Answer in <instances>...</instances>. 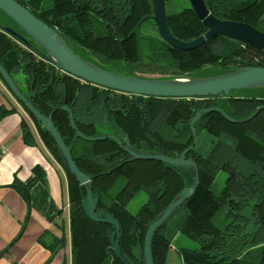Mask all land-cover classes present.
I'll list each match as a JSON object with an SVG mask.
<instances>
[{
  "label": "trees",
  "instance_id": "1",
  "mask_svg": "<svg viewBox=\"0 0 264 264\" xmlns=\"http://www.w3.org/2000/svg\"><path fill=\"white\" fill-rule=\"evenodd\" d=\"M14 1L56 30L74 53L116 74L135 77L137 71L147 69L162 74L160 79L183 75L211 78L227 74L226 69L233 66L264 68L262 52L224 37L211 39L188 52L171 48L158 34L139 37V28L144 22L151 21L150 0ZM164 2L167 24L174 37L188 42L207 31L191 10L188 0H183L184 7L173 14L167 0ZM204 3L215 18L245 23L264 33V0H204ZM0 15L8 22L1 12ZM2 26L9 25L0 19V64L20 91L31 99L33 107L44 116H52V123L70 148L77 168L92 177V194L99 196L96 212L107 211L119 223L120 248L132 264H144V238L150 222L184 188L191 187L194 178L187 170L163 163L132 161L110 139L86 141L76 138V131L87 138L113 135L104 123L105 98H108L111 110L119 111L112 114L113 122L140 154L156 152L154 144L144 137L141 129V107L149 137L169 158H179L192 146L194 137L190 122L197 111L218 108L237 121L230 123L220 112L211 111L194 124L197 143L186 159L194 161L198 168L199 186L179 210L178 214H184L179 226L172 228L167 223L154 234V264H167L168 251L177 234L197 245L196 249L180 247L176 250L180 264H264V169L242 168L251 161L264 160V111L252 120L242 122L264 105V95L237 97L229 94L189 100L146 98L141 106L133 96L115 94L60 71L55 72L50 82L48 64L7 36L1 30ZM10 27L19 30L11 21ZM168 72L171 75H167ZM0 82L4 85L1 78ZM19 106L31 123L21 119L23 143L30 147L36 145L33 126L39 140L64 173L71 264H121L111 250L113 228L86 217L81 207L85 190L64 170L52 137L22 105ZM62 107L69 108L76 131L70 127L69 114ZM16 112L15 107L0 106V121ZM199 133L209 138L203 148H197ZM229 163L235 164L236 169L223 168ZM220 172L227 176L222 189L215 194L212 185ZM120 179L123 183L116 187ZM38 182H44V172L35 166L30 181L14 182L11 187L28 204L29 191ZM138 192H144L147 200L137 213L132 214L127 210V204ZM220 213L228 220L223 228L215 224ZM64 244L63 237L53 238L49 248L55 251Z\"/></svg>",
  "mask_w": 264,
  "mask_h": 264
},
{
  "label": "water",
  "instance_id": "2",
  "mask_svg": "<svg viewBox=\"0 0 264 264\" xmlns=\"http://www.w3.org/2000/svg\"><path fill=\"white\" fill-rule=\"evenodd\" d=\"M152 16L150 19L156 27L159 38L168 46L182 52L196 50L206 44L209 40L224 37L245 44L264 54V33L239 22L224 21L210 14L204 0H188L191 10L196 18L205 26L207 31L191 41L185 42L174 37L168 27L164 0H150ZM0 12L8 18L25 36L16 32L10 26H2L1 30L15 39L22 46L34 53L40 60L48 64L51 80L53 81L56 71L68 74L83 83L90 84L111 92L130 95L135 98L141 106L146 98L161 99H202L207 97L229 96L231 92L241 90H252L264 88V68L261 67H229L227 74L211 78L183 77L177 79H146L139 77L124 76L106 71L86 60L66 45L56 30L37 19L26 8L14 0H0ZM31 41V42H30ZM0 78L8 92L15 100L29 112L31 116L52 137L60 156L64 170L73 176L86 197L82 200L81 207L86 217L95 223L111 226L113 237L111 250L121 264H132L122 253L120 248V225L116 219L107 211L97 213L99 196L92 194V177L83 174L74 163L70 148L62 140L50 116H44L31 103L0 64ZM105 117L104 123L113 135L99 138H87L76 131L72 114L68 107L61 109L69 114L70 127L76 131L75 137L86 141H101L110 139L121 147L132 161H155L165 165L181 168L189 171L194 178V183L189 188H184L170 203V205L157 215L148 225L143 247V263L154 264L152 256V240L156 231L163 225L175 219L183 204L191 199L199 186L198 168L194 161L186 159V155L193 150L197 143L194 124L199 118L208 112L217 111L230 123L237 121L230 119L218 108L197 111L190 122V130L193 133L194 142L186 149L179 158L166 157L160 146L154 143L148 135L144 110L141 107L140 116L142 121V132L144 137L154 144L156 152L148 154L138 153L130 145L127 135L113 122L111 116L119 111H113L108 105V98L104 99ZM264 107H259L247 120H252Z\"/></svg>",
  "mask_w": 264,
  "mask_h": 264
},
{
  "label": "crops",
  "instance_id": "3",
  "mask_svg": "<svg viewBox=\"0 0 264 264\" xmlns=\"http://www.w3.org/2000/svg\"><path fill=\"white\" fill-rule=\"evenodd\" d=\"M0 106L17 110L0 121V264H71L68 193L63 170L35 131L36 145L23 143L20 122L28 118L1 82ZM35 166L44 172V182L30 189L27 204L11 186L14 182L30 181ZM61 237L64 246L52 251V239Z\"/></svg>",
  "mask_w": 264,
  "mask_h": 264
},
{
  "label": "rangeland",
  "instance_id": "4",
  "mask_svg": "<svg viewBox=\"0 0 264 264\" xmlns=\"http://www.w3.org/2000/svg\"><path fill=\"white\" fill-rule=\"evenodd\" d=\"M166 4H167L169 10L171 11L170 13L180 12L181 9L184 7L183 6V0H171V1L169 0V2L167 0ZM0 19L5 21L4 17H2L1 15H0ZM152 23L153 22L151 20L148 22L146 21L142 24V26L138 30L139 37L144 38V37L149 36V35H154V36L157 35L156 27H154L155 25H153L154 23L153 24ZM136 74H137V76H135V77L146 78V79H160L161 77H163L162 74L152 73V72H149L147 69H141L140 71H137ZM167 75H171V73L168 72ZM183 77H191V76H188V75L175 76L172 79L183 78ZM19 83L21 84V81ZM113 93L119 94L116 92H113ZM231 94H233L234 96H237V97H243V96L244 97H258V96L264 95V88L234 91V92H231ZM11 98L14 100V102H16V105H17L16 107L21 109V107L19 106V103L15 100V98L12 95H11ZM21 110L23 112V109H21ZM24 114L27 117L26 113H24ZM26 120H27V122H29L28 119H26ZM31 128H32V132L34 133V131H35L34 127L31 126ZM207 139H209V138L206 134L199 133L197 148L198 147L203 148L204 143ZM226 176H227V174L223 173V172L218 173V175L216 176V178L214 180V184L212 185V191L215 194H218L220 192V190L222 189ZM122 181H123V179H120L118 181V183L116 184V187L120 186L121 183H123ZM115 188H114V190H115ZM146 200H147V195L144 192H138L134 196V198L128 202L127 210L132 214L137 213V211L146 202ZM183 218H184V214L181 212L180 214L177 215V217L175 219H173L172 221L169 222L170 226L172 228H177L179 226V224L181 223V221L183 220ZM227 222H228V220L225 218V215L222 213H220L218 215V217H216V219H215V224L217 225V227H220V228H223ZM172 247L173 248H170V250L168 251L167 264H180L179 256L177 255V251H176L178 248L185 247V248H189V249H196L197 245H196V243L186 239L181 234H177L173 240Z\"/></svg>",
  "mask_w": 264,
  "mask_h": 264
},
{
  "label": "flooded vegetation",
  "instance_id": "5",
  "mask_svg": "<svg viewBox=\"0 0 264 264\" xmlns=\"http://www.w3.org/2000/svg\"><path fill=\"white\" fill-rule=\"evenodd\" d=\"M8 22H6V19L5 21H3L4 23L8 24L10 26V20L7 18ZM16 32H18L19 34H21V31L20 30H16L14 29ZM7 35V34H6ZM22 35V34H21ZM8 36V35H7ZM10 37V36H9ZM31 42V41H30ZM234 67V66H233ZM260 107H264V105L260 106ZM236 165L235 164H226L223 168H226L228 170H231V169H236L235 167ZM242 168H247V169H251V170H255V169H259V170H263L264 169V160L263 159H259V160H254V161H251L250 164H246V166H242Z\"/></svg>",
  "mask_w": 264,
  "mask_h": 264
}]
</instances>
